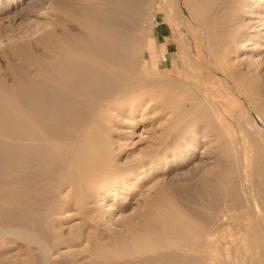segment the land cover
Returning a JSON list of instances; mask_svg holds the SVG:
<instances>
[{
  "label": "bare ground",
  "instance_id": "bare-ground-1",
  "mask_svg": "<svg viewBox=\"0 0 264 264\" xmlns=\"http://www.w3.org/2000/svg\"><path fill=\"white\" fill-rule=\"evenodd\" d=\"M13 1L0 0L1 27L5 30L14 28L4 39V45L0 39V52L7 50L17 53L18 56L23 54L25 58L19 66L9 62L4 66V70L12 73L11 82L4 74L1 75L0 69V218L14 221V229L10 232L22 242L36 246L40 251V260L38 261L37 256L38 262L34 259V263L31 260L27 264H51L49 255L52 240V245L65 244L72 253L78 248L76 255H72L74 259L68 261L69 264H264V112L250 114L252 129L241 125L246 134V143L252 144L253 155L249 160V173L255 179H251V185L244 183L241 148L232 133L228 135L232 151L225 150L227 157H223L227 162H220V166L232 169L233 175L224 178L223 173L214 171L210 173L214 176L212 180L206 172L199 181L191 182L195 191L200 193L195 194L192 191L195 195H208L210 187L215 192L219 189V193L223 195L219 194L220 198H225L227 203L224 206L230 205L231 210L238 211H235L237 216L233 214V219L237 217L234 221L230 217L231 213L228 217L234 222L230 223L229 220L230 225L236 221L235 234H228L229 230L232 232L231 228L225 227L230 226L228 218H220V213L216 215L221 211L215 214L219 218H209L213 219L211 226L185 221L182 218L171 220V217L165 216L167 225H163L161 220H158L157 212H153L157 214H154L156 218L150 212L153 216H144L145 223H140L134 232L113 237V246L110 244L112 247L109 245V250L105 245L96 247L99 239L97 241L93 233V236H90V233L86 232L84 236L89 234L84 237L85 243L94 244L93 248L96 247L97 250L96 253L94 250L91 253L88 249V253L93 256H83L82 253H87H84L85 249H79H83L82 246L64 239L59 229L62 227L63 216L69 212L68 207L82 204L85 199H90V202L99 197L106 200L111 195L115 196L118 190H125V184L131 180L133 175L126 173V170L132 172L133 168L117 163L116 159L124 154L127 146L122 140V120L127 115L144 113L149 108L152 112L167 110L166 112L170 113L166 115L170 114L172 119L171 125L165 129L168 136L172 137L171 142H162L164 149L161 148L160 151H147L148 153L137 162L139 166L136 165L139 167L137 170L141 169V172H144V169L153 172L162 166L166 167L171 160L167 150L177 146L175 139L178 134L184 136L193 131L197 124L202 123L204 130L210 126L222 128L223 120L218 108L210 102L207 104L205 99L202 101L186 97L185 94L189 92L181 86L182 82L176 80L180 87L159 78L149 80V63L161 68L164 74L170 60L167 51H160L164 60H159L158 49L154 43L153 52H149L148 33L143 30L142 23L145 19L153 17L151 0H81L82 6L76 7V10L73 8L74 12L70 9V12L74 13L73 17L65 15L66 23H69L68 18L73 19L74 26L61 25V32L57 31V27H51L54 25L53 17L44 22L41 20L42 16L49 14L43 13L42 10L47 8L50 0H26L19 5ZM200 1L202 0H196L193 4L191 0L195 14L199 12ZM179 8L184 17L194 21L195 18L193 19V15L186 8ZM31 17L37 19L32 21ZM256 18L258 21L252 20V24L253 30L257 31L259 27L264 26V16L258 13ZM66 19H63L64 23ZM16 26L20 28L17 30ZM181 26L186 28L184 21ZM41 31L44 32L43 37H40L42 40L36 41L42 44V51L33 49L31 43L19 44L23 38H29ZM200 35L203 37L201 33ZM183 41L186 45L191 43L189 37L185 40L183 38ZM143 48L146 50V61L140 60ZM187 55L189 62L197 57L189 52ZM19 58L22 60L23 57ZM193 69L195 70V67ZM248 82L250 81L245 82V88L249 89ZM176 123L183 125L177 135L172 133ZM210 133H206V136ZM194 156L190 155L182 164H191ZM177 157L174 155L173 160L177 161ZM67 190H72L73 193L67 195ZM121 208L123 205H120V210ZM88 209L86 206L84 210L88 220L105 218L103 208L97 215L92 212L94 209ZM35 212L42 219L38 217L37 220L40 221H35L38 222L37 230H22L24 223L29 222L27 218H31ZM203 222L207 223L204 219ZM84 225H88L87 219ZM2 229L0 237L9 230ZM120 246L128 248V252L125 251L127 255L121 251ZM85 248L87 250L88 246Z\"/></svg>",
  "mask_w": 264,
  "mask_h": 264
},
{
  "label": "rangeland",
  "instance_id": "rangeland-1",
  "mask_svg": "<svg viewBox=\"0 0 264 264\" xmlns=\"http://www.w3.org/2000/svg\"><path fill=\"white\" fill-rule=\"evenodd\" d=\"M23 1L26 0H14L13 2L19 5L20 2ZM192 1L194 4V1L196 0ZM190 3L191 0H151V4H153V17L152 19H145L142 23L143 30L145 31V33H148L149 52H153L152 43H158L159 47H156L158 49L157 53L160 56L159 60H164L160 51H167L169 53L168 56L170 60L165 68L164 74H162L163 70L161 68L154 67L149 63L150 74L148 75V78L151 81L153 79L155 80L159 78V80H165L177 86H180L178 82H185L184 84L181 83V86H184V88L189 92L185 94V96L188 98L190 96L194 99H202V101L205 99V101L208 102L207 104L211 103L212 106L218 108L223 120V127L218 128V126H210L209 128H205L204 130L202 129L203 123L197 124L193 131L191 130L186 135L181 136L179 134L177 135V132L183 126L182 123L174 124L176 125V128L172 131V133L177 135V138L175 139L177 141V146H175V148H172L173 151H171V148H169L170 150H167L169 159L171 157L169 163L166 164V167L162 166V168L157 170L155 169L156 171L153 170V172L148 169H144V172H141V169L137 170L139 169V167H137L136 165H138L137 162L143 158V155L145 156L150 150L160 151L161 148L164 149L163 143L165 140L166 143L171 142L172 137L170 136V138L168 136V132L165 130L166 127L171 125V115L169 114L170 117L169 115H166L169 112H166L167 110H160L161 112L155 110L156 112H152V110H149V108L147 107L148 109L144 111V113L137 112L134 116L127 115L126 118H123L122 121L124 123V133L122 134V140L123 142H125V144H127V146L125 147L124 154L116 159L117 163H120L122 165H130V168H133L132 172H130L131 170L129 169L126 170V173H128L129 175H133L131 176V180L129 181V183L127 182V185L125 184V190H118L115 196L111 195L106 200H103L99 197L97 199H91L92 202H90V199H85L82 204H79L77 206L73 204V206L71 205L72 207H68L69 210L67 211L69 212H67L68 214H65L63 216L61 224L62 227L61 229H59L61 231L60 234L65 237L64 239H68L69 242H74L75 244H78V246H82L83 249L79 248L80 250L85 249L84 253L86 252L87 254L84 255L82 253L83 256L87 257L89 254L91 255L92 251L94 250L93 252H95L96 247L99 246L104 247L105 245L108 248L107 249L105 247V249L109 250V247L113 246V244L111 243L113 237L116 238L115 236L118 237L119 235L124 236L127 234H131L140 223H145L144 216L146 217V215H152L153 212H157V214L159 215V219H157L159 221L161 220V224L165 223L166 225L167 223L165 222V217H171V220L174 218H182V220L184 219L185 221L205 223L207 226L213 223V219L209 220V218H219V216H221L220 218H228L230 213L232 214V216L230 217H234L233 214L236 215L238 211L235 209L231 210L232 208L230 209V205H226L227 207L224 206L227 203H225V198H220V195H223L220 194L221 191L219 189L215 192V190L211 189L210 187L208 190L209 192L207 191L208 195L205 194L204 196L203 194L202 196L201 194L199 196L202 199H200L198 195H195L199 192H196L191 185L192 181H199L200 177L203 176V174H205L206 172L212 180H214V176H211L212 174L210 175V173L214 171L223 173L222 177L224 176V178L227 175H233L232 172L234 171H232V169L228 170L227 168H222V166H220L221 163L223 164V162H227L225 161L226 158H224L227 157V155L224 154L226 153L225 150L229 152L232 151L230 142H228V135L230 133L235 136V139L241 148L244 166V183L246 185H251V179H255L253 175L249 173V160L253 155L251 147L252 144L251 142L246 143V134L245 132H243L241 125L247 128L250 127V129H252L253 126L250 123V114H263L264 112V26L262 28L259 27L256 31L253 30L254 25L252 24L254 21H258V18H256L258 16V13L264 16V0H202L199 2L200 4L195 2L197 5L199 4L202 6L201 7L198 5V7L200 8L199 12L201 10V13L196 12V14L194 13L195 10L193 9L194 5ZM82 5L83 1L81 0H50L47 5V8L49 6L50 8H45L42 10L45 14L49 13V16H42L43 19L41 20L42 22H44L53 17L52 22L55 26L53 25L51 27H57V31L61 32L63 25H67L68 27L74 26V22L72 21L73 19H70L71 17H73L74 13L70 12V9L74 8L76 10ZM180 6L183 9L186 8V10L190 12L191 15H193V19L195 18L194 21L184 17V14L179 8ZM67 8L69 9L68 11ZM74 9L72 10L73 12L75 11ZM198 13L200 14V16ZM66 14V17H70L68 18L69 23H66ZM145 17H147V15H145ZM36 19V17H31L32 21ZM63 19H66L65 23ZM62 20L63 22H61ZM182 21H184V23L186 24V28H183L181 26ZM1 25L2 23L0 22V39L1 41H3L2 43L4 45V39L7 35L11 34L12 29L14 31V28L5 30L1 27ZM23 25L19 26L21 27ZM17 27L18 26H16L15 29L18 30L20 27ZM58 27L61 29H59ZM185 29H188V31ZM17 30L15 31L18 32ZM38 33L34 34L33 36L31 35L29 38H23L22 41L19 40V44H21V42L23 44L31 43L33 44V49L35 48V50L39 51L41 49L42 51V44L39 42L42 40V38L40 40V37H43L44 32L41 31ZM200 33L203 37H201ZM188 37L191 39V43L189 42L186 45L184 43L185 41H183V38L185 40ZM38 39L40 41H36ZM6 51L7 50H4L2 52L3 54L0 52V69L1 75L4 74L9 82H11L12 73L9 70H4V66H6L7 62L11 63L14 66H19L24 62L25 55H19L21 56V58L23 57L22 60H20L17 53ZM188 52L190 54H193V56H197L194 57V60L198 61L195 62L194 60H190L189 62L187 55ZM13 54L15 55L13 56ZM140 60L146 61V50L144 48L141 50ZM194 67L196 71L193 69ZM190 69H192V71H190ZM172 80H174L175 82ZM176 80H178V82ZM243 80L246 83L247 81H250L248 82V84H250L249 89L245 88L246 83ZM199 94H201L202 96H200ZM158 106H160V104H158ZM160 113H162V115ZM203 131H206V133H211L206 136V133L204 134ZM198 135H201L202 137H198ZM180 136L181 139L179 138ZM158 145L160 146L159 148ZM194 149H196V151H194ZM174 155L175 157H179L176 158L178 159L177 161L173 160ZM190 155H195L192 159V163L183 165L182 161H184V159L186 161V158L190 157ZM203 156L205 158H202ZM162 160H164V158ZM134 172L135 174H132ZM138 173L140 174L139 177ZM219 175L221 176V174ZM192 191L196 193L194 194ZM212 191L213 193H211ZM66 193L67 195L72 194L73 191L67 190ZM209 193L211 196L209 195ZM214 194L216 198L215 196H213ZM206 195L208 196V199L206 198ZM217 200L219 202H217ZM215 202H217L218 204ZM120 205H123V208H121V210ZM86 206L87 209L89 207L88 210H90L91 208L92 210L94 209V211H91L95 212L96 215L100 213L99 210L103 208L102 213L104 214L105 218H90L88 220L87 216L84 215ZM94 207L97 209H95ZM220 208H223V210L226 209L224 210L226 213H224V211ZM227 208H229L228 210L231 211L229 212ZM160 211L164 213L165 211L167 212L164 215V213ZM36 213L37 212L32 213V215H35H33L34 217L31 215V218H27L29 222L26 221L24 223V229L22 230L28 232H35V230H37V223L42 219L40 218L38 213ZM160 213L163 215L161 216ZM212 213L214 214L212 215ZM154 214L157 215L156 213ZM215 214H219V216H215ZM155 215L154 218L157 217H155ZM191 215H193L194 217ZM211 215L213 217H211ZM38 217L40 218V220H37ZM162 218L165 220H163ZM206 218H208V220H206ZM231 218H228L227 221L229 225L237 217H235L234 219L232 218L233 221ZM2 219L3 218H0V229L3 228L2 230L5 229V231H7L8 229L9 230L5 235H3V237H0V264H27L31 260L33 261V263L35 261L38 262L40 260V251L38 250V248L34 245H28L16 238L15 235L10 232L14 229L15 222L9 219H7L8 221L6 219H3L2 221ZM86 219L88 223L87 226L84 225V221H86ZM203 219L209 224L203 222ZM158 220L157 223L159 222ZM35 221L38 222L36 223ZM80 221L83 223H81ZM12 222H14V225ZM233 223L229 227L228 225L225 226L227 229L231 228L232 232H230L229 230L228 234H232L234 232L236 233V221L235 224ZM92 224L94 226H92ZM200 225L202 226L203 224ZM91 226L94 227V229H92ZM86 232H89L90 234L87 233V235L89 234L90 236H93L94 234L95 236L93 237H96V240L98 241L99 239L100 241L97 243L102 242V245L96 243V247L94 249V244L88 245V243H85L86 238L84 239V237H86L87 235H84L86 234ZM79 233L80 235L84 233L82 235L83 238L79 235ZM74 237H79V242H76L78 241V239H74ZM50 242L52 244L54 243L53 240ZM113 242L115 243V240H113ZM51 243V253L49 255V262L51 264H69L70 262L68 263V261H72V259H74L72 255H76V253L79 251L78 248H75L72 253V251L69 250L67 248V245L65 244H58L57 246V244L52 245ZM87 246L88 248L86 250L85 247ZM88 249L89 252L91 251V253H88ZM127 250L128 248L122 246L121 251L126 254V252H128ZM36 257L38 258V261Z\"/></svg>",
  "mask_w": 264,
  "mask_h": 264
},
{
  "label": "crops",
  "instance_id": "crops-1",
  "mask_svg": "<svg viewBox=\"0 0 264 264\" xmlns=\"http://www.w3.org/2000/svg\"><path fill=\"white\" fill-rule=\"evenodd\" d=\"M154 44H155L157 47H159V44H158V43H155V42H154Z\"/></svg>",
  "mask_w": 264,
  "mask_h": 264
}]
</instances>
